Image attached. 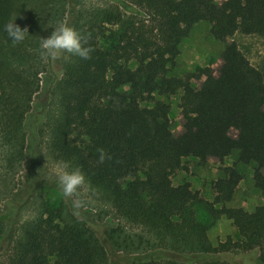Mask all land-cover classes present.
I'll use <instances>...</instances> for the list:
<instances>
[{
    "label": "trees",
    "instance_id": "trees-1",
    "mask_svg": "<svg viewBox=\"0 0 264 264\" xmlns=\"http://www.w3.org/2000/svg\"><path fill=\"white\" fill-rule=\"evenodd\" d=\"M114 1L143 11L145 19L126 22L118 6L85 0H0V198L16 190L41 135L28 119L34 98L43 94L40 120L50 134L51 156L79 169L126 224L105 229L113 251L137 255L123 264H243L226 259L234 249H259L264 264V205L254 212L227 206L243 181L236 166L224 167L213 184L205 220L194 208L204 203L200 194L189 182L172 181L184 158L206 164L239 149L241 163L257 164L254 181L264 194V75L230 42L237 33L264 37V0ZM15 19L29 33L13 44L4 26ZM201 22L224 45L220 78L212 68L169 76L181 43ZM61 23L85 38L90 58L42 56L43 38ZM180 91L185 134L179 137L171 131L170 106L153 97ZM222 218L240 239L215 247L209 231ZM4 233L0 219V237ZM102 239L68 205L42 204L11 234L10 252L0 264H110Z\"/></svg>",
    "mask_w": 264,
    "mask_h": 264
},
{
    "label": "rangeland",
    "instance_id": "rangeland-1",
    "mask_svg": "<svg viewBox=\"0 0 264 264\" xmlns=\"http://www.w3.org/2000/svg\"><path fill=\"white\" fill-rule=\"evenodd\" d=\"M215 1L217 4H222L226 0ZM85 3L89 6L116 5L123 13L126 22L145 19L143 11H129L114 0H85ZM127 4L131 5L130 3ZM230 42H235L242 53L250 60L251 64L264 75V37L258 35L246 36L237 33ZM180 50L181 54L177 58V66L171 70L169 76L180 77L190 72L212 68L215 78H220L223 67L221 55L224 45L212 36L208 23L201 22L197 24L191 31L190 36L181 43ZM59 57L64 61L65 58L62 53ZM57 66L54 73L58 74L62 70V67L58 64ZM133 68H136V66H133ZM201 83L194 82L197 87H200ZM182 96L183 92L180 91L170 97L157 94L153 97L155 102H162L170 106L171 131L179 137L185 134L183 114L180 107ZM46 103L47 98L43 94H39L34 98L28 125L31 129L35 127L36 132L41 135L36 143H34V148L29 155V159L17 176L16 190L11 196L0 198V219L5 224V233L0 237V262L4 261L10 252L12 246L10 241L11 234L16 236L22 224L35 215L38 207L42 204L56 206L64 203L74 210L78 217L86 221L95 230L98 237L103 238L102 240L109 256V263L123 264L132 256L137 255H130L124 251H113L106 240L105 229L111 224L126 226L125 222H122L115 215L112 208L107 206L88 185L85 184L77 195L71 198V200L82 202V206L79 209H73L71 200L63 197L58 187L57 177L53 169L63 164L51 156L49 152L50 134L45 129L44 123L40 120V115ZM146 105H150V103H146L143 106ZM230 135L235 140L238 138V134L234 131ZM243 157L242 152L239 149H235L233 154L223 161L211 159L206 164H203L196 158L183 159V168L176 172L172 177V181L175 186L189 182L192 190L200 194L204 203H196L194 205L200 220L208 218L206 203L213 201V184L223 177L222 170L227 166H236L238 171L243 175V181L238 187L234 200L227 204V206L242 208L247 212H254L257 207L264 205V194L257 188L254 181V172L257 164L251 162L249 165H244L240 161ZM217 207L219 208L220 206ZM128 229L132 228L128 226ZM209 239L212 245L217 247L229 239L237 242L240 236L232 222L226 218H222L211 227ZM260 256L261 251L259 249L252 251L234 249L226 255V259H233L243 264H261Z\"/></svg>",
    "mask_w": 264,
    "mask_h": 264
},
{
    "label": "clouds",
    "instance_id": "clouds-1",
    "mask_svg": "<svg viewBox=\"0 0 264 264\" xmlns=\"http://www.w3.org/2000/svg\"><path fill=\"white\" fill-rule=\"evenodd\" d=\"M16 19L4 26V31L13 44L23 41L26 34L29 33L27 28H21L16 24ZM85 44V38L77 30L61 23L47 38H43L40 45L41 54L46 58H58L61 53H68L82 59H88L92 49L85 46ZM99 158L101 161L105 159L103 150L100 151ZM53 171L57 177L58 187L66 199L71 200L86 184V177L79 169L69 170L65 164L58 166ZM71 204L73 209H79L82 206V202L79 200H71ZM74 214L77 213L74 211Z\"/></svg>",
    "mask_w": 264,
    "mask_h": 264
}]
</instances>
